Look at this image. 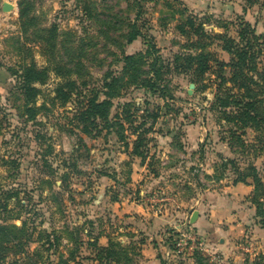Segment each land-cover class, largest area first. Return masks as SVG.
<instances>
[{
  "label": "rangeland",
  "instance_id": "374dc122",
  "mask_svg": "<svg viewBox=\"0 0 264 264\" xmlns=\"http://www.w3.org/2000/svg\"><path fill=\"white\" fill-rule=\"evenodd\" d=\"M133 22L157 53L142 37L124 42ZM239 32L243 46L254 43L246 49L254 58L221 81L216 62L229 59L222 41L238 42ZM184 54L201 56L194 82L181 68ZM154 59L169 91L151 95L140 84ZM30 64L42 74L26 104L18 75ZM218 91L229 102L254 99L255 121L242 122L241 106H212ZM92 98L111 102L109 121L83 114ZM138 102L160 116L150 132ZM129 146L147 150L134 153L148 168L133 191L127 166L118 168ZM237 184L250 192L233 193ZM120 192L172 218L162 227L168 248L175 227L202 238L206 251L173 264H264V0H0V264H104L96 234L118 229L104 207Z\"/></svg>",
  "mask_w": 264,
  "mask_h": 264
},
{
  "label": "trees",
  "instance_id": "16d2710c",
  "mask_svg": "<svg viewBox=\"0 0 264 264\" xmlns=\"http://www.w3.org/2000/svg\"><path fill=\"white\" fill-rule=\"evenodd\" d=\"M255 2H252L251 4H254ZM20 15L23 13L24 11L22 8H20L19 11ZM138 17V13L135 15V19H137ZM190 25H192L191 21H189ZM178 30L182 33V34H187L186 30H183L184 28H182V26H177ZM244 27H249V31L253 32V38H257L255 35V30L249 25V23H245ZM127 33H126V38L124 40L125 43H130L133 40H135L138 37H142L143 39H145V41L148 43V49L149 51L151 50V53H157V47L156 44L154 42V38L153 36L149 35V34H143L137 24H135V22L130 23L127 25ZM244 35H241V32H239V40L238 42L235 41L233 38H224L222 41V45H221V49L222 51L226 52L229 55V59L228 60H214L217 61L216 64L218 66V68L220 69V74H218V78L221 81H233L235 80V75L241 74L243 72V68L244 65H246V61L248 58L252 59L254 58V54L248 55V51L246 49L250 48L251 46L254 45V43H250L249 44V40L248 42L244 43V46L242 44V39H243ZM259 37V36H258ZM124 43V44H125ZM120 55H121V60L126 63V62H130L132 59V55L123 53V46L121 47V49L119 50ZM210 54L209 52H206L204 55H202V57L199 54L196 55H191V54H184L182 56V58L185 60V64H183V66L181 68H183L184 70V75H191V77L193 76V74L191 73L193 71V63H194V59L195 58H200L202 60V64H201V71L202 73L205 71V69L208 68V62L211 61L212 58H210ZM158 59V57H156ZM155 58V59H156ZM155 59L152 61V64L150 65L149 68V74L147 76L146 79L143 80V82H141V86L145 87L151 95L155 94V91L159 88L160 90H164V93L169 91L168 90V86H162L159 84V80L160 77L158 75V71L157 69H155ZM177 67H180V65L175 64ZM195 71V70H194ZM153 72V73H152ZM189 72V74H188ZM16 73V72H15ZM41 74L42 72L39 71L38 68H36V66L34 64H30L29 66L25 65L22 66L20 68V72H19V90L22 93V96L24 98V101L26 104L31 103L36 94H37V90L36 88L33 86V84L35 82H40L41 81ZM196 75V74H194ZM197 76V75H196ZM191 81L194 82V78H191ZM204 86V85H203ZM199 87V90L202 91V87ZM164 93H162L161 95H164ZM168 97L170 99H172V95L169 94ZM213 102H212V106H218L219 109L221 107L226 108L228 106H234V107H238L241 106L240 109H237L239 111V116L240 117H244L242 118V122H249L250 121H255V115H252L251 113L253 111L256 110V102H254V99L252 100L251 97L245 96L242 99H238V97H236V100H231V102H229L227 100V98H222L221 96H219V91L217 92L216 95H213ZM146 104V102H145ZM148 105V103H147ZM143 105L142 103H137L136 106V110L140 111H146V115L142 116V117H147L150 118L153 121H155L157 119V117L159 116V114L157 112L155 113H149L148 112V106L144 107L143 109L141 108ZM111 107V102L107 99L104 100H99L98 102L95 101L93 98L89 100V104L87 106V108H85V110L83 111V114H86L87 119H91V121L95 120H99V121H109V109ZM151 108V107H150ZM149 108V109H150ZM249 109V111L247 110ZM157 111V110H155ZM251 112V113H249ZM148 120V119H147ZM240 120V118H239ZM143 124H145L146 126V122L145 119L143 120ZM146 131L149 130L145 129ZM145 130H143L142 135L146 132ZM145 139V138H144ZM133 153L138 155H143L142 152H136L135 150H133ZM254 199H256V201H254ZM257 199L256 196H253V202L257 203ZM258 215L261 217V221H260V225L262 228H264V214H262V212L259 210ZM257 215V216H258ZM97 254L101 255V257L104 258L105 256V262L104 264H118L120 262H124L127 260V255H125L123 247L121 246V244L118 241H111L109 243V246H107L106 248H99L97 247L96 250ZM162 264H164L162 262Z\"/></svg>",
  "mask_w": 264,
  "mask_h": 264
},
{
  "label": "crops",
  "instance_id": "0c3cea01",
  "mask_svg": "<svg viewBox=\"0 0 264 264\" xmlns=\"http://www.w3.org/2000/svg\"><path fill=\"white\" fill-rule=\"evenodd\" d=\"M138 118L145 119L146 126H148V124L150 126L148 130V132H150L160 116L153 122L147 117L139 116ZM152 135H156V133H152ZM159 138L160 137L156 139ZM162 149L163 148L159 147V152L161 150V153L165 155V150ZM132 151V147L129 146L126 150H121L118 153L119 156H121V162H119L120 166L118 168L123 165L127 166L126 169L129 171V176L125 185L129 187L130 190L132 189L131 191L134 190L133 187H139V182L142 181L145 176V174L143 175L142 173L146 172L148 168L147 159L143 158L141 162ZM142 153L145 155L147 150ZM124 157L127 160L124 161ZM233 188V193H241V195H246L250 192V186L247 185L241 186L237 184L233 186ZM107 202L109 203L105 205L104 209H107L108 212L109 210H111V212L113 211L112 214L109 213L108 215H113L119 221V225L115 233L108 232V229L104 227L103 233L99 232L96 234L98 247L106 248L111 241H118L123 247L125 255H127V260L118 264H162V262L165 264V260L168 258L167 250H169V248L165 243L167 233L164 234L162 227L170 223L169 220L172 218H168L164 221L163 219L165 218L163 216L153 214L145 206H142L130 198L128 194H121V192L116 197L109 198ZM178 215L180 214L178 213ZM136 217L137 219L140 217V223L135 222ZM196 218L197 221L195 225L197 226L200 223L199 213ZM113 235L116 236V240L111 239Z\"/></svg>",
  "mask_w": 264,
  "mask_h": 264
},
{
  "label": "built area",
  "instance_id": "2783aa9c",
  "mask_svg": "<svg viewBox=\"0 0 264 264\" xmlns=\"http://www.w3.org/2000/svg\"><path fill=\"white\" fill-rule=\"evenodd\" d=\"M169 252L165 264H173L172 258H189L195 252L206 251L202 238L195 233L190 226L183 229L175 227L168 234Z\"/></svg>",
  "mask_w": 264,
  "mask_h": 264
},
{
  "label": "water",
  "instance_id": "95a60500",
  "mask_svg": "<svg viewBox=\"0 0 264 264\" xmlns=\"http://www.w3.org/2000/svg\"><path fill=\"white\" fill-rule=\"evenodd\" d=\"M12 9V5L9 4V3H3L2 4V10L3 11H8V10H11ZM197 216V212H194L190 218V222H193L195 217Z\"/></svg>",
  "mask_w": 264,
  "mask_h": 264
}]
</instances>
